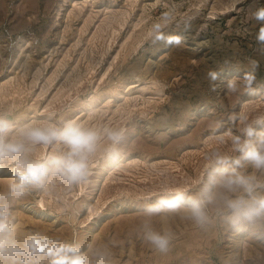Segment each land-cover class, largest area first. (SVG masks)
<instances>
[{"label": "rangeland", "instance_id": "374dc122", "mask_svg": "<svg viewBox=\"0 0 264 264\" xmlns=\"http://www.w3.org/2000/svg\"><path fill=\"white\" fill-rule=\"evenodd\" d=\"M262 7L264 0H0V111L127 132L118 167L98 152L91 186L59 190L61 200L37 193L21 201L18 227L81 243L119 240L144 203L194 187L205 152L239 126L230 116L264 118V46L256 39L264 23L253 16ZM170 9L165 31L180 43L153 46L151 25ZM232 81L241 85L235 93ZM9 175L0 168V185ZM155 226L175 231L169 254L129 239L113 264H219L224 253L235 264H264V245L245 233L203 234L167 217Z\"/></svg>", "mask_w": 264, "mask_h": 264}, {"label": "clouds", "instance_id": "9594fccd", "mask_svg": "<svg viewBox=\"0 0 264 264\" xmlns=\"http://www.w3.org/2000/svg\"><path fill=\"white\" fill-rule=\"evenodd\" d=\"M173 14L170 9L152 23L149 42L153 46L180 43L178 37L165 31ZM253 16L264 23V7ZM188 26L185 22V28ZM256 39L264 46V27ZM209 76L214 81L219 73ZM240 87L235 81L228 84L233 93ZM229 120L239 122V126L227 139L218 136V146L205 152L206 165L194 187L165 189L144 203L141 219L124 238L81 243L36 229L21 230L16 206L37 193L61 200L59 190L67 195L81 186H91L98 152H103L102 162L112 168L121 164L126 130L106 124L85 126L56 113L43 119H19L10 111H0V168L6 167L10 173L8 182L0 185V264H113L114 250L129 239L167 255L176 234L171 227L155 226V220L162 217L186 223L203 234L245 233L264 245V118L252 120L235 114ZM222 123L217 121V126ZM217 260L219 264H235L231 253Z\"/></svg>", "mask_w": 264, "mask_h": 264}, {"label": "bare ground", "instance_id": "6f19581e", "mask_svg": "<svg viewBox=\"0 0 264 264\" xmlns=\"http://www.w3.org/2000/svg\"><path fill=\"white\" fill-rule=\"evenodd\" d=\"M135 73V72H134ZM254 88H252V90H253Z\"/></svg>", "mask_w": 264, "mask_h": 264}]
</instances>
